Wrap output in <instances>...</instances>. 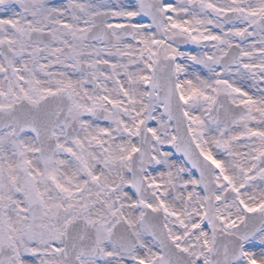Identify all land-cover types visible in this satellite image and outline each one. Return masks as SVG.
<instances>
[{"label":"snow or ice","instance_id":"1","mask_svg":"<svg viewBox=\"0 0 264 264\" xmlns=\"http://www.w3.org/2000/svg\"><path fill=\"white\" fill-rule=\"evenodd\" d=\"M0 264H264V0H0Z\"/></svg>","mask_w":264,"mask_h":264}]
</instances>
